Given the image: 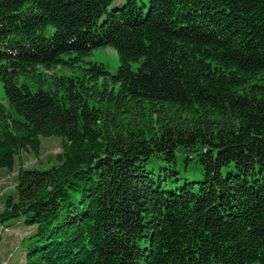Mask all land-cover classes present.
<instances>
[{"label": "trees", "instance_id": "16d2710c", "mask_svg": "<svg viewBox=\"0 0 264 264\" xmlns=\"http://www.w3.org/2000/svg\"><path fill=\"white\" fill-rule=\"evenodd\" d=\"M0 81L23 264H264V0H0Z\"/></svg>", "mask_w": 264, "mask_h": 264}, {"label": "rangeland", "instance_id": "374dc122", "mask_svg": "<svg viewBox=\"0 0 264 264\" xmlns=\"http://www.w3.org/2000/svg\"><path fill=\"white\" fill-rule=\"evenodd\" d=\"M87 62L101 63L108 72L113 73L119 67V58L117 53L111 48H98L92 52ZM45 72L44 70H41ZM57 75H71V72L65 70H54ZM46 73L48 83L42 86L43 89H52L50 72ZM25 83L32 92L37 90L38 85L32 81L19 78V84ZM0 102L10 111L5 92L0 81ZM41 146L39 157L35 158L31 153H21L19 159L16 160L13 171L8 172L5 169L0 170V205L8 194H14V188L17 183V173L19 169V161L25 169L44 170L56 165V156L62 152V140L59 137H47L40 139ZM6 228L0 231V264H23L24 253L21 248L23 239L29 237L33 228L26 227L20 222L11 220L5 223Z\"/></svg>", "mask_w": 264, "mask_h": 264}]
</instances>
